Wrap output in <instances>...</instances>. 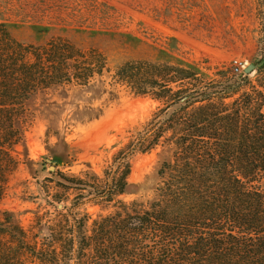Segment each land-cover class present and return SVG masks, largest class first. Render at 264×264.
Wrapping results in <instances>:
<instances>
[{"label": "trees", "instance_id": "1", "mask_svg": "<svg viewBox=\"0 0 264 264\" xmlns=\"http://www.w3.org/2000/svg\"><path fill=\"white\" fill-rule=\"evenodd\" d=\"M107 61L100 50L62 38L24 45L0 22V203L20 166L16 121L26 102L56 86H88ZM260 64L258 84L227 69L209 74L181 56L117 67L119 83L158 107L115 146L102 177L87 171L72 181L80 191L72 207L38 214L32 231L0 210V264H264ZM158 148L172 158L162 162L155 190L125 202L133 157ZM85 200L122 211L92 220L79 208Z\"/></svg>", "mask_w": 264, "mask_h": 264}, {"label": "rangeland", "instance_id": "2", "mask_svg": "<svg viewBox=\"0 0 264 264\" xmlns=\"http://www.w3.org/2000/svg\"><path fill=\"white\" fill-rule=\"evenodd\" d=\"M0 22L24 45L39 47L62 38L100 50L108 60L107 70L88 86L73 83L37 92L16 121L23 135L15 148L20 166L0 210L31 231L38 214L72 207L80 192L72 181L85 179L87 171L102 177L115 146L125 144L128 132L158 107L117 81L121 64L181 56L200 61L209 74L219 68L234 76L247 75L245 68L253 64L248 76L258 84L264 59V0H0ZM171 158L167 148L134 156L131 186L121 199L151 195L162 162ZM79 208L92 220L122 211L113 202L86 200Z\"/></svg>", "mask_w": 264, "mask_h": 264}, {"label": "water", "instance_id": "3", "mask_svg": "<svg viewBox=\"0 0 264 264\" xmlns=\"http://www.w3.org/2000/svg\"><path fill=\"white\" fill-rule=\"evenodd\" d=\"M261 65V64H260ZM259 65V66H260ZM255 66L253 64H250L248 65L246 68H245V73L248 75V74H251L254 70H255ZM61 207V206H60Z\"/></svg>", "mask_w": 264, "mask_h": 264}, {"label": "built area", "instance_id": "4", "mask_svg": "<svg viewBox=\"0 0 264 264\" xmlns=\"http://www.w3.org/2000/svg\"><path fill=\"white\" fill-rule=\"evenodd\" d=\"M239 70H240V64L238 61H235L234 62V71L239 72Z\"/></svg>", "mask_w": 264, "mask_h": 264}]
</instances>
